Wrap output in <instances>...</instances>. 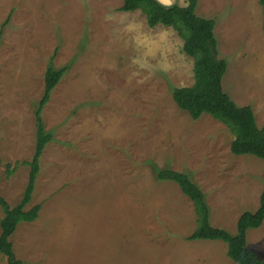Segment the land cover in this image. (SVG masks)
Returning <instances> with one entry per match:
<instances>
[{
  "label": "rangeland",
  "instance_id": "374dc122",
  "mask_svg": "<svg viewBox=\"0 0 264 264\" xmlns=\"http://www.w3.org/2000/svg\"><path fill=\"white\" fill-rule=\"evenodd\" d=\"M122 4L0 0V195L11 206L27 184L22 162L34 153L45 71L66 68L41 111L52 139L25 209L41 207L34 221L18 223L13 251L26 264H238L222 240L186 239L196 226L193 203L156 174L186 173L205 195L211 225L234 234L240 214L258 207L264 160L232 154L227 126L178 108L172 90L193 83V58L171 27H149L141 10ZM195 12L215 21L223 90L250 105L261 127L259 0H198ZM246 241L264 259V220Z\"/></svg>",
  "mask_w": 264,
  "mask_h": 264
},
{
  "label": "trees",
  "instance_id": "16d2710c",
  "mask_svg": "<svg viewBox=\"0 0 264 264\" xmlns=\"http://www.w3.org/2000/svg\"><path fill=\"white\" fill-rule=\"evenodd\" d=\"M198 0H186V7L172 4L166 7L158 0H123L121 10H141L149 27L158 24L171 27L183 40L182 50L193 58L194 81L188 86L174 87L172 99L179 109L187 112L192 119H198L207 113L228 127L233 139L230 151L234 155H254L264 160V123L256 124L254 112L250 105L238 106L222 88V78L227 68V62L217 56V41L213 32V18L198 16L195 8ZM262 7V29L264 33V0H259ZM65 67L54 69L48 67L44 74V91L35 110V146L30 161H23L30 167L26 187L22 199L14 204L0 195V206L3 215L0 218V254L7 259L6 264H26L16 257L10 236L20 222L34 221L41 204H34L25 209L31 199L35 180L39 171V158L52 134L46 131L42 122V107L49 100L50 92L58 83ZM13 169L7 164V173ZM156 177L178 184L184 195L191 200L196 214V226L186 237L188 240L219 239L227 244V255L238 264H264L262 259L246 241V232L250 228L259 227L264 220V183L259 197V205L254 211H243L236 222V232L230 234L224 228L215 227L210 223V211L202 190L186 173L161 169ZM1 180V175H0Z\"/></svg>",
  "mask_w": 264,
  "mask_h": 264
},
{
  "label": "clouds",
  "instance_id": "9594fccd",
  "mask_svg": "<svg viewBox=\"0 0 264 264\" xmlns=\"http://www.w3.org/2000/svg\"><path fill=\"white\" fill-rule=\"evenodd\" d=\"M158 3H160L166 7H170L174 3V0H158ZM181 4H182V6H185V7L187 6L186 4L183 3V0H181ZM134 62H136V61H134Z\"/></svg>",
  "mask_w": 264,
  "mask_h": 264
},
{
  "label": "crops",
  "instance_id": "0c3cea01",
  "mask_svg": "<svg viewBox=\"0 0 264 264\" xmlns=\"http://www.w3.org/2000/svg\"><path fill=\"white\" fill-rule=\"evenodd\" d=\"M259 205V204H258ZM238 219V218H237ZM237 222V221H236ZM215 227H217V226H215ZM221 228V227H220ZM227 245V244H226ZM226 251H227V248H226Z\"/></svg>",
  "mask_w": 264,
  "mask_h": 264
}]
</instances>
